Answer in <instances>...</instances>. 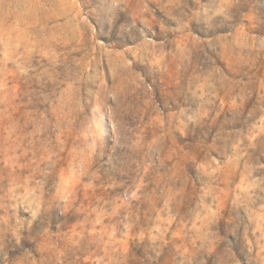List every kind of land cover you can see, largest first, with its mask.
Wrapping results in <instances>:
<instances>
[{
  "label": "rangeland",
  "instance_id": "374dc122",
  "mask_svg": "<svg viewBox=\"0 0 264 264\" xmlns=\"http://www.w3.org/2000/svg\"><path fill=\"white\" fill-rule=\"evenodd\" d=\"M0 264H264V0H0Z\"/></svg>",
  "mask_w": 264,
  "mask_h": 264
}]
</instances>
